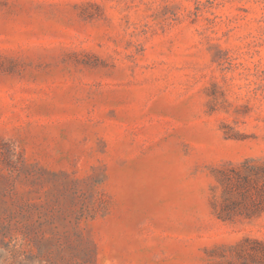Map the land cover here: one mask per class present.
Returning a JSON list of instances; mask_svg holds the SVG:
<instances>
[{
	"label": "rangeland",
	"instance_id": "1",
	"mask_svg": "<svg viewBox=\"0 0 264 264\" xmlns=\"http://www.w3.org/2000/svg\"><path fill=\"white\" fill-rule=\"evenodd\" d=\"M245 160L264 0H0V264H264L215 212Z\"/></svg>",
	"mask_w": 264,
	"mask_h": 264
},
{
	"label": "trees",
	"instance_id": "2",
	"mask_svg": "<svg viewBox=\"0 0 264 264\" xmlns=\"http://www.w3.org/2000/svg\"><path fill=\"white\" fill-rule=\"evenodd\" d=\"M216 189L220 196L215 198L214 206L220 220L259 216L264 212V165L245 160L239 166L222 167L217 171ZM253 244L256 246L245 248L244 252L257 256V247L264 251L260 242L253 241Z\"/></svg>",
	"mask_w": 264,
	"mask_h": 264
}]
</instances>
